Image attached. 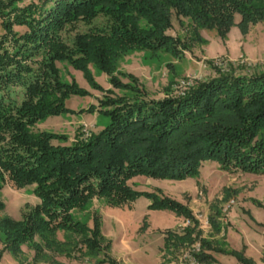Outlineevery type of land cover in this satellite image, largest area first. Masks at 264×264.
Instances as JSON below:
<instances>
[{
  "label": "trees",
  "instance_id": "1",
  "mask_svg": "<svg viewBox=\"0 0 264 264\" xmlns=\"http://www.w3.org/2000/svg\"><path fill=\"white\" fill-rule=\"evenodd\" d=\"M18 1L0 0V189L5 180L14 188L35 184L39 202L19 221L0 218V242L6 250L17 256L22 244L34 242L36 261L64 264L49 260L34 238L49 249L78 239L84 253H102L118 264L106 253L109 242L102 246L107 239L100 232L99 215L89 225L73 220L74 209L94 197L109 205L129 203L140 194L127 183L130 177L197 176L205 161L225 171L264 173V67L257 64L229 61L222 71L216 62H207L211 76L159 99L112 96L107 90L99 111L109 122L83 141L53 144L65 137L33 129L46 116L66 111L69 94L83 92L74 81L60 80L56 62L67 61L88 78L93 64L114 88L126 87L114 71L127 50L163 49L177 58L203 43L202 29L224 35L236 13L242 25L264 21V0H31L21 6ZM98 14L108 17L107 24L75 32L71 43L62 38L66 26L91 22ZM173 14L189 20L183 39L167 33ZM15 25L26 30L19 34ZM146 195L151 207L168 208L190 221L187 227L163 232L164 251H180L199 239L197 255L203 264H212L213 251L231 254L240 264H256L242 250L221 249L200 238L198 221L186 204ZM217 216L208 220L215 232L220 231ZM58 230L68 233L64 242L57 239Z\"/></svg>",
  "mask_w": 264,
  "mask_h": 264
},
{
  "label": "rangeland",
  "instance_id": "2",
  "mask_svg": "<svg viewBox=\"0 0 264 264\" xmlns=\"http://www.w3.org/2000/svg\"><path fill=\"white\" fill-rule=\"evenodd\" d=\"M30 1L19 0L17 4L21 6ZM240 19V15L236 13L232 25L224 35L215 29H202L200 36L203 43L196 42L177 58L163 49L155 52L145 49L127 50L118 58L114 71L122 83L127 84L126 87L114 88L109 83L108 76L93 64L88 66L90 79L69 62H56L60 80L64 83L74 81L83 92L69 94L65 100L66 111L46 116L33 129L65 137L63 141L52 140L53 144L83 141L109 122V117L99 111V100L107 90H112V96L159 99L170 93L181 92L194 80L211 76L213 71L207 62H216L222 71L226 70L229 61L264 67V21L242 25ZM107 22V16L98 14L91 22L80 20L73 26H66L61 35L67 43H71L75 32L94 25L103 26ZM188 22V19L177 18L173 14L172 27L167 33L183 39L188 32ZM13 29L19 34L26 30L24 26L16 25ZM3 33L0 24V37ZM127 183L140 192L131 202L109 205L105 198L94 197L83 207L72 211L74 221L87 222L89 225L92 217L99 215L100 232L107 239L102 246L109 242L110 247L106 253L118 264H174L178 260V254L187 248L184 245L180 251L179 248L178 251L163 250L162 232L181 229L190 224H185L184 216L168 208L151 207L152 200L146 193L156 194L158 198L170 197L186 204L197 217L200 238L209 240L211 236L217 235L218 237L209 241L220 245L221 249H226V246H222L226 238L232 247L247 252V256L264 264V173L225 171L216 162L205 161L197 176L169 179L137 174L130 177ZM34 188L35 184L14 188L9 180L3 181L0 200L3 201L4 208L0 211V218L7 216L15 221L21 220L39 202ZM211 214L221 216L224 224L227 223L228 214L230 224L226 227L225 236L220 235L221 225L219 232L212 229L208 221ZM67 235L63 230L57 231V239L61 242L65 241ZM34 241L42 245L43 253L49 256V260L55 259L64 264H111L102 253L98 257L84 253L78 239L71 243H58L50 249L37 236ZM33 243L22 244L21 253L15 256L0 242V264H47L46 258L38 261L34 259ZM193 243L201 245V240L196 239ZM67 251L70 256H66ZM215 256L224 264L239 263L231 254L217 252ZM216 263V260L212 261V264Z\"/></svg>",
  "mask_w": 264,
  "mask_h": 264
},
{
  "label": "built area",
  "instance_id": "3",
  "mask_svg": "<svg viewBox=\"0 0 264 264\" xmlns=\"http://www.w3.org/2000/svg\"><path fill=\"white\" fill-rule=\"evenodd\" d=\"M197 218V217H195ZM188 219L185 220V224H189ZM201 251V245L199 243L187 244V248L177 256V261L174 264H203L198 259V253ZM173 264V263H171Z\"/></svg>",
  "mask_w": 264,
  "mask_h": 264
},
{
  "label": "crops",
  "instance_id": "4",
  "mask_svg": "<svg viewBox=\"0 0 264 264\" xmlns=\"http://www.w3.org/2000/svg\"><path fill=\"white\" fill-rule=\"evenodd\" d=\"M223 220V218L221 217V216H217L216 217V221L219 223V225H221V228H222V232H220V235H224L225 236V233H226V227H227V225L228 224H230V220H229V218H228V214H227V223L226 224H224V222L222 221ZM225 221V222H226ZM214 233V232H213ZM161 236H162V240H163V245H164V237H163V232L161 233ZM206 237V236H205ZM214 237H218L217 235L216 236H211L210 238H209V240H211L212 238H214ZM220 241V240H219ZM213 246H215V247H221L220 245L218 246V245H216V244H213ZM222 246H224V248H225V246H226V249L228 248V249H234V250H240V249H238V248H236L235 246H231L230 245V243L229 242H227V240H226V238H224V242H223V244H222ZM162 248H163V246H162ZM217 252H215V251H213L212 252V256L214 257V261L216 260L217 261V263L216 264H224V262H222V261H220L219 259H217L216 258V256H215V254H216ZM219 253H221V252H219ZM243 253H245L244 255L246 256V257H249V256H247V252H244L243 251ZM249 258H251V257H249ZM252 259V258H251ZM256 264H259V260H254V259H252ZM161 264V263H160ZM238 264H240V263H238Z\"/></svg>",
  "mask_w": 264,
  "mask_h": 264
}]
</instances>
